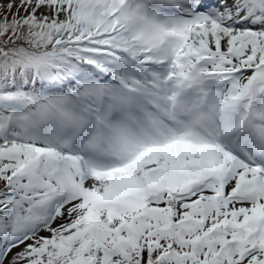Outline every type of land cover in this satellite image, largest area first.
<instances>
[{
	"label": "snow or ice",
	"instance_id": "snow-or-ice-1",
	"mask_svg": "<svg viewBox=\"0 0 264 264\" xmlns=\"http://www.w3.org/2000/svg\"><path fill=\"white\" fill-rule=\"evenodd\" d=\"M0 264H264V0H0Z\"/></svg>",
	"mask_w": 264,
	"mask_h": 264
}]
</instances>
